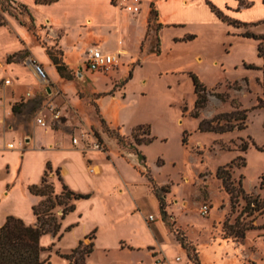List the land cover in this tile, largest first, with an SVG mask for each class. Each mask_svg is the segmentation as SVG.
I'll return each mask as SVG.
<instances>
[{"label": "rangeland", "instance_id": "374dc122", "mask_svg": "<svg viewBox=\"0 0 264 264\" xmlns=\"http://www.w3.org/2000/svg\"><path fill=\"white\" fill-rule=\"evenodd\" d=\"M12 1L0 0V17L24 24L20 60L41 63L48 79L37 80L33 96L7 114L14 130L6 138L15 148L0 147V225L10 214L35 223L32 207L41 196L28 185L40 180L47 162L56 166L66 159L67 182L90 195L75 201L55 235L46 231L40 236L41 264H150L152 254L158 253L172 264H264V93L258 39H236L218 29L172 45L171 34L180 29L166 28L159 55H146L139 64L135 55L102 48L115 54V62L108 69L92 70L84 57L88 47L98 46V39L92 36L89 18L80 25L90 41L84 38L81 47L77 41L74 46L75 30L69 34L49 20L24 21L19 12L25 13L27 5ZM232 23L242 35L251 33L248 24ZM134 31L130 26L132 49L137 47L130 41ZM33 46L46 54L47 65L31 53ZM191 74L206 86L207 101L197 115L192 114L196 92ZM49 102L61 112L55 122L46 107ZM238 111L246 114L243 127H199L202 119L213 118V124L237 121ZM37 113L46 118L47 127L35 124ZM35 125L41 140L25 142ZM50 127L64 131L67 141L75 137L72 143L84 154L95 149L103 157L113 155L118 168L110 163L99 181L91 179L92 165L80 174L82 154L49 147L47 136L59 135L45 131ZM150 135L152 141L143 146L145 158L140 146ZM131 153L138 162L130 160ZM96 158L91 156L92 164ZM56 171L52 168L49 178L58 192L62 184ZM121 175L136 182V199L125 186L124 193L119 191ZM202 203L210 204L206 214L200 213ZM150 215L156 219L149 220ZM160 222L164 232L158 229Z\"/></svg>", "mask_w": 264, "mask_h": 264}, {"label": "crops", "instance_id": "0c3cea01", "mask_svg": "<svg viewBox=\"0 0 264 264\" xmlns=\"http://www.w3.org/2000/svg\"><path fill=\"white\" fill-rule=\"evenodd\" d=\"M21 1L27 5L25 13L19 12L24 21L36 20L41 23L49 20L54 25L64 26L69 34L71 30H75L77 36L75 37L76 40L73 39L74 46H76L77 41L78 46L81 47L82 39L88 37L83 31L80 22L86 17L89 18L92 21V36L98 39L96 45L106 50H116L121 53V56L131 57V55H135L140 60L139 64H141V58L146 55L155 56L160 54L162 33L166 28L180 29L178 33L171 34L172 45L176 44L175 42L177 41L194 39L201 32H213L218 29L226 34H233L237 37L236 39L252 37L246 34L242 35L239 25L232 23V21L248 24L249 29L254 33H262L264 31V3L262 0H247L249 2L248 5L240 4L239 0H115V2L112 0H56L51 3H36L34 0ZM11 2L14 3L12 0ZM211 4L225 16L224 19L218 15ZM13 8L17 10L16 7ZM0 19L4 20L0 23L1 113L2 108H5L6 112H10L14 104L18 107L22 101H27L31 98L38 79L32 71L31 64L20 60L21 34L24 35L26 33L24 24L16 18L9 20L3 16ZM133 25L135 26L134 37L130 41L137 46L134 49L130 48L128 43L130 26ZM147 30L149 33L145 37ZM87 40L90 41L88 38ZM143 41L144 48L141 49ZM31 53L40 62L48 64L47 56L40 48L33 46ZM86 59L87 55L84 57V65H86ZM49 70L51 71L50 67ZM50 74L54 75L52 71ZM132 74L131 71L128 78H131ZM242 77L245 78L244 76ZM5 78L10 79L9 83H4ZM27 92H30V94H27ZM59 118H51V120L55 122ZM6 124L8 128L7 137L8 132L14 130V128L11 123H7V120ZM35 124L40 125L36 121ZM36 125L31 128V134L25 137V142L30 143L31 140L39 142L41 140V137L36 135ZM45 131L59 133L57 137L47 136L49 147L76 151L82 154L84 170H80V174L86 172L89 165H92V170L95 172L91 178L93 181H99L100 178L104 179V175L109 171L112 163L116 169L118 168L113 155L109 158L103 157L95 149H88V152L84 154L78 146L71 142V138L69 141L66 140L65 135L62 133L64 131L61 129L50 127L48 130L45 129ZM151 141L141 144L142 157L145 155L143 146ZM91 156H96L98 161L92 164ZM117 157L126 164L131 163V161L138 162V157L135 153H131V161L121 155H117ZM64 160L56 166H53L50 162L51 169L61 170V173L58 172L62 181L71 189L81 191L80 189H75L69 181L67 182L66 175L70 169V161ZM166 182H160L159 184ZM116 183L121 185L120 192L124 193L126 190L124 188L126 187L132 197L136 199L137 196L132 192V185L136 183L135 181L125 179L122 176L117 179ZM154 219L156 218L154 217ZM158 227L164 232V222H160ZM153 244L155 243H149L147 247ZM152 256L153 258L162 257L164 254L158 253L152 254ZM173 262L171 260L170 264Z\"/></svg>", "mask_w": 264, "mask_h": 264}, {"label": "trees", "instance_id": "16d2710c", "mask_svg": "<svg viewBox=\"0 0 264 264\" xmlns=\"http://www.w3.org/2000/svg\"><path fill=\"white\" fill-rule=\"evenodd\" d=\"M34 1L38 3H50L55 0ZM239 1L240 4L243 5L249 4L247 0ZM262 1L264 3V0ZM22 5L24 6V4ZM211 6L215 9L213 4H211ZM215 10L219 16L223 19L225 18L218 9ZM3 21L4 20L0 19V23ZM245 34L258 39L256 47L258 55L263 59L260 68L262 69L261 86L264 93V31L259 34L254 32ZM53 60L57 64V68L62 66L59 64L58 58L53 57ZM191 76L194 82V91L196 92L192 114L197 115L207 101V95L205 92L206 86L200 82L194 74H191ZM14 109H16V104L13 105V110ZM245 117V111H238L234 116V120L237 121L221 123L220 120H217V122L213 124V118L202 119L199 123V127L208 130H225L232 128L233 126L243 127L245 126ZM152 139L153 136L150 135L144 142L151 141ZM185 139V136H183V141H185ZM246 147L247 145L244 143L242 148L244 149ZM221 169V167L217 169L219 175ZM51 170V165L47 162L40 180L28 185V188L32 193L41 196L40 201L32 207L37 221L33 224H29L21 217L10 214L6 216L5 221L0 225V264H41L43 260L40 258V254L44 247L40 244V236L46 231H51V233L55 235L60 230L61 218L75 207V201L79 198H85L90 195V192L76 191L68 187V185L62 181L58 171L56 172L62 186L60 191L57 192L54 187V182L49 178V172ZM161 210L164 217L166 212L163 208H161ZM58 211L61 212L59 216L57 214ZM81 243L82 239L78 241V245L72 250H76ZM90 250L91 249L88 248L86 249V252ZM65 256L68 258L69 254H65Z\"/></svg>", "mask_w": 264, "mask_h": 264}, {"label": "built area", "instance_id": "2783aa9c", "mask_svg": "<svg viewBox=\"0 0 264 264\" xmlns=\"http://www.w3.org/2000/svg\"><path fill=\"white\" fill-rule=\"evenodd\" d=\"M87 59H86V65L87 67L91 68L92 70H105L110 68L114 62H115V54L103 50L102 48L98 46H90L87 49ZM30 63L33 66V72L36 76V78L40 82H45L48 79V74L43 67V65L39 62H36L34 59H29ZM10 79L5 78L4 83H9ZM27 94H30V92H27ZM50 110L52 114V118L56 119L59 118L61 115L60 110L56 106V104H53L52 102H49L46 106ZM8 112H6L5 108H2L0 113V147L3 148H15V142L13 140H8L6 138V133L8 131L7 124H6V116ZM35 121L39 123L40 125L47 127L48 123L45 117H43L40 113H37L35 116ZM72 142L76 143L77 139L75 137L72 138ZM210 204L202 203L200 206V213L206 214L208 212ZM153 215L148 216V219H153ZM263 241H264V235H263ZM179 259V257H176ZM170 264V260L164 255L162 257H155L150 261V264Z\"/></svg>", "mask_w": 264, "mask_h": 264}, {"label": "bare ground", "instance_id": "6f19581e", "mask_svg": "<svg viewBox=\"0 0 264 264\" xmlns=\"http://www.w3.org/2000/svg\"><path fill=\"white\" fill-rule=\"evenodd\" d=\"M47 129V128H46Z\"/></svg>", "mask_w": 264, "mask_h": 264}]
</instances>
